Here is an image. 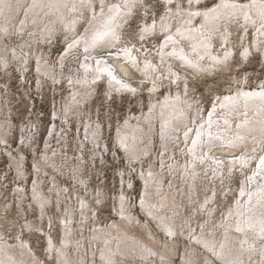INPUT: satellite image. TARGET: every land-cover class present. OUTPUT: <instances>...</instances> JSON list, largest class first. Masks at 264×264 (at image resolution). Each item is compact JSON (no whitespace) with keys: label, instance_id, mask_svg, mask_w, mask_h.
Listing matches in <instances>:
<instances>
[{"label":"bare ground","instance_id":"6f19581e","mask_svg":"<svg viewBox=\"0 0 264 264\" xmlns=\"http://www.w3.org/2000/svg\"><path fill=\"white\" fill-rule=\"evenodd\" d=\"M182 1L178 0L176 3L181 12L179 21L171 29H168V26L166 27L168 35L172 39L166 40L161 59L162 64L172 74L171 84L188 76L182 74L172 65L174 57L177 60L173 62L177 63L178 61L177 65L186 74L201 73L205 69L206 63L202 58H199L203 53H200L197 49L210 45L208 41H201V39L207 38L209 30L216 26L223 17L229 18L230 21L240 20V18H244L246 13L249 17L246 23L253 24L254 21L255 29H258L257 41L259 42L264 37V27H262L264 20L261 19L258 10L260 0H257V6L244 8L243 10L224 7V5L250 4L251 0H221L219 3L217 1L210 6L197 3L202 0H193L189 8L183 5ZM99 3L100 0H83V2L82 0H0V70L2 67L15 65L22 67V70H24L23 65L31 62L29 52L32 46L30 39L37 41L40 34L45 35L48 31L57 29L55 25L61 22L77 25L84 15L73 18L72 11L75 13L76 10L79 12L86 11L85 9L92 11L90 32L80 38H78L79 35L73 38V40H77V44L80 46L75 47L76 53L78 52V67L76 70L78 71L80 66L82 70L80 68V72L75 76L64 75V70H59V62H52L46 55V57H39L37 60L38 76L39 79L46 76L55 80L61 79L63 75L64 77H70L69 86L71 89L67 100H65L64 111H62V106L61 113L55 112L60 118L64 114L68 115L72 110L82 109L83 104L89 98L88 95H94L95 86L91 82L92 77L95 80H103L104 77H108L107 80L111 87L110 93L115 90H123L138 94L146 86V82L152 81L150 111L145 112L143 110L139 115H129L126 121L119 126L117 132V139L125 147L127 158L130 162L141 165V170H138V172L144 184V191L139 208L142 209L144 218L135 211V206L129 204L130 198L123 192L119 195V204L115 200L119 206L115 204V219L106 224L97 221L96 215H94L96 208L92 206L90 199L82 193H78V188H76L77 191L71 192L67 186L60 183L58 174L49 171L48 168L50 167L56 169L58 173H65L58 163V160L63 161V150H50L51 142L54 141L50 140L47 141L45 152L41 155L36 154L37 157L33 162L36 169V173H34L35 181L31 186V190L29 188L30 184L26 186L21 182L17 185L16 193L9 201L12 200L14 204H18L21 213L26 210L25 207L27 206L29 209H35L39 212L41 218H48L50 223L55 224V218H57L60 227V238L54 234V231L42 229L36 224L37 222L28 217L25 218L27 215V211H25V215H20L22 220L19 221L18 226L20 227L18 228L21 229L15 232V239L10 240V237L7 238L3 232H0V264H45L46 258L34 253L33 246H30L28 240H24L25 230L39 231L43 234L45 237L44 242L45 240L47 242L45 255L51 258L54 264H177L173 261L175 255L182 258L179 264H216L214 258H219V261L223 264H264V245L261 246V243H264V232L261 231V222L264 221V195L261 194L264 192V171H261L260 168L258 174L248 176L252 177L251 180L245 178L243 181L236 204L231 206L230 211L227 213V222L225 220L220 223V225L224 224L222 230L217 231L216 227L212 225L209 228L203 227L200 233L198 231L192 235L187 233L186 238H189L192 244L185 246L183 255H181V248H178L177 241L174 240L178 233L186 235L184 230L186 226H179L176 222V218L182 215L180 209L183 205V198L179 197L182 190V187H179L181 178L183 177L184 184L193 186L198 181L199 177L196 174L201 172L200 165L203 168L206 166L220 168L223 163L228 168L236 169V164L242 165L243 162V164L248 165L250 163L251 157L247 156L246 153H241L239 149H245L248 146L244 139L250 137V134H253L254 137L258 135L261 141L264 139V98L259 95L264 91L259 89L249 90L243 87L236 94L223 98L222 103L216 102L208 115V110L205 113L200 108L194 110V118L197 122L202 121V123L191 122V116L193 115H187V113L192 108L191 104H196L194 99L184 100L183 95L185 92L179 90L175 96L168 93V96L160 101L157 97L158 90L155 89L160 85L156 84L157 81L154 78L157 77L153 67L154 63L145 61L143 65L139 61L140 58L134 47L120 50L116 48L118 40L91 47L93 34L102 29L104 21L109 16L115 17L113 27L118 36L116 27H118L117 23L120 22V18L124 16V11L134 12L133 8L137 4L133 5L132 0H104V16L101 17L100 9L97 7ZM113 5H119V9L109 12V8ZM216 5H221V7L210 13L207 18L204 16H189V13L207 12L209 8H215ZM197 17L202 20L201 26H198V22H196ZM146 28L148 27L146 26ZM261 32L263 33L262 37H260ZM198 33H201L200 37L197 36ZM19 34L28 35V39L19 41V38H13V35L19 37ZM88 35H91V38ZM185 37L192 41L195 39L193 46L195 49L190 48L187 51L185 46L181 47L184 44ZM8 39L15 40L13 45L7 42ZM255 45L258 48L261 47L257 42ZM82 46L84 49H88L87 52L82 53ZM171 48L174 51L167 54ZM195 51L199 52V56ZM212 56L214 58L211 59L214 63L208 61V67L206 66L209 70L216 66V62L220 63L222 61L221 57H216L215 54ZM122 60L124 61L122 62ZM121 63L123 64L121 65ZM208 69L204 71L206 72ZM116 70H119L121 75ZM134 71L136 77L132 74ZM109 72L111 75H109ZM138 74L141 75V80ZM113 76L115 79H113ZM120 76H126V79H131V76H133L140 82H135V79H132L131 82H125ZM138 83L140 85H137ZM147 86V89H149L150 85ZM250 93H256L257 95H246ZM9 96L6 93L5 97L9 98ZM185 102H187V107ZM244 102L247 103L245 109H243ZM3 106V104H0V140L8 144V135L14 126L10 120H7L8 116H12L10 108L5 110ZM85 113L87 114V112ZM242 113H246L247 116L245 123L241 122L243 124H240L239 130L234 132L236 123L229 117L242 115ZM253 113H256V116L250 119L249 117ZM240 120H243V118L241 117ZM177 123H182L183 126L179 127L176 125ZM85 126L87 129L86 141L101 145L103 143L99 140V126L101 124H96L90 119ZM223 126L229 127L230 130L222 131ZM23 127L21 137L25 140L23 143H27L26 132L29 126L23 124ZM214 130L221 132H217L215 135ZM55 131L56 129L52 127L51 133ZM160 140L166 153L167 151L168 153H176L173 143L186 145L185 158L182 161H177V159L176 161L175 159L165 161L166 156L160 158L155 154L154 160H151L146 167L144 156L150 153L153 154V148ZM86 141H81L82 146L85 145ZM192 141H195V144L189 147ZM218 144L222 145L219 147L221 150L218 149L220 153H212L211 149ZM237 147L240 148L237 149ZM253 147L256 149L255 145ZM207 149L208 151H206ZM5 152L11 159L14 158L12 162L14 169L18 170L17 174L20 172L19 177L16 176V178L26 183L29 172L25 171L26 167L23 166L25 154L21 148L16 151L6 148ZM221 153H231L232 156L235 155L236 157L229 158L226 161L222 156H216ZM239 153H241L240 156H237ZM17 156L21 157L22 166L17 162L19 159L16 161ZM83 162L80 158L77 170L81 171ZM170 162L172 163L169 164ZM160 163H162L161 167ZM171 175L172 177L176 176V181H172L170 184L166 183L165 178ZM73 178L77 181V184H79V181L84 183L81 175ZM241 190L245 193L243 196L240 194ZM205 198L206 201L210 200L209 196ZM246 198L247 201L245 202ZM0 199V219L2 220L4 219L2 218L3 213L11 207V202L6 201L3 203L1 194ZM63 203L66 206H62ZM52 204L55 205L56 209H59L61 215L57 214L55 216L50 213L49 210L53 207ZM92 215L95 217L94 222L90 220ZM9 221H13V218ZM88 224L92 225L93 229L90 228L87 231ZM154 224L157 225L159 230L155 228ZM186 224H188V221H186ZM250 224L252 227H249ZM0 226L2 225L0 224ZM238 227L242 230L237 231ZM169 232L172 234L168 235Z\"/></svg>","mask_w":264,"mask_h":264},{"label":"rangeland","instance_id":"374dc122","mask_svg":"<svg viewBox=\"0 0 264 264\" xmlns=\"http://www.w3.org/2000/svg\"><path fill=\"white\" fill-rule=\"evenodd\" d=\"M177 1L178 0H171V3H169L166 0H143L141 3L140 0H137V4L133 8L134 12H127L125 10V13H123L124 16H122L120 22L117 23L118 27H116V30L119 39L116 48L121 50L127 49V47L130 49L134 47L138 53L136 54L140 58L139 61L143 65L145 61L154 63L153 67L157 73V77L154 78L155 81H157L156 84L160 85V87L155 88L158 90L157 97L159 100L162 101L163 98L168 96V93L175 96L179 90L183 91V93L185 92L183 95L184 100L188 101L194 99L196 102V104H191L192 108L187 115H193L191 116V122L193 121L194 123L201 124L202 121L197 122L194 118V110L200 108L204 113L208 110V115L216 102L219 104L222 103L223 98L236 94V92L243 87L249 90L259 89L264 91V37H262L263 33L261 32L260 37L262 38L258 42V29H255L256 26L254 23H246L244 18L230 21L229 18L223 17L216 26H213V28L209 30L208 37L201 39V41H208L210 43L209 46L199 47L197 49L200 53H203L204 56L201 55L200 57L199 52L195 51L199 58H202L206 63L203 62L205 64V69H208L209 62L214 63L213 59H211L214 58L212 56L214 54L216 57H221L222 61H220V63L216 62V66H213L212 70L208 69L205 72L204 69L201 73L192 71L193 73L186 74L177 65L178 61L177 63L173 62L177 60V58L175 59L174 57L175 60L173 59L172 65L182 74L188 76L183 80H177L178 82L171 84L172 74L167 70V67L165 68L162 64L161 59L165 49V42L167 37L170 36L168 35L166 27L168 26V29H171V27L173 28L181 17L180 7L176 4ZM217 1L219 3L221 0H202L197 3L210 6ZM182 4L189 8L188 0H183ZM85 10L86 11L83 12L77 10L76 13L73 11L71 12L73 18L84 15L77 25L74 26V24L69 23V25L68 23L61 22L55 25L57 29L48 31L46 34L44 33L45 35L40 34L37 41L30 39L32 46L29 52L31 62H27L23 65L24 70H22V67L20 68L16 65L9 67L5 66L2 67V71L0 70V104L4 105L3 109L5 108V110L10 108L12 118L8 116L7 120H10L14 126L13 128L11 126L12 131L8 135V144L0 140V194L3 196V203L6 201L11 202V207L3 213L4 215L2 218L4 219H0V224L2 225L0 226V232H3L5 237H10V240L15 239V232L21 229L18 228L20 227L18 224L19 221L22 220L20 215H25V211H27L25 218L28 217L37 222L36 224L42 229L54 231V234L60 238V227L57 218H55V224L53 222L50 223L48 218H41L39 212L35 209H29L27 206L25 207L26 210L21 213L18 207L19 205L14 204L12 200L9 201L10 198H13V194L16 193L19 183L22 182L21 184L26 186L30 184L29 188L31 190V186L35 181L34 173H36V169L33 162L37 157L36 154L38 153V155H41L44 153L47 141L50 140H54L51 142L50 150H63V161L58 160V163L65 173H58L56 169L50 167L48 168L50 169L49 171L53 174H58L60 183L67 186L71 192L79 190L78 193H82V195L90 199L92 206L96 208L94 215H96L97 221L99 220L101 224H106L112 219H115V204L116 201L117 204H119L118 198L123 192L129 196V204L135 206V211L144 218V214H142L141 211L142 209L139 208L144 191V184L138 172V170H141V165L130 162L127 158L125 147L119 143L117 139V132L119 126L126 121L129 115H139L143 110H145V112L150 111V96L152 95L150 89L152 90L153 88L152 81L149 82L147 80L146 86L149 84V89H147L148 86H145V89L142 88L141 92L138 94L123 90H115L110 93L111 87L107 80L108 77H104L103 80H95L92 77L91 82L95 86L93 93H95L94 95H88L89 98H87L88 100L83 104L82 109L72 110L68 115L62 112L64 114L62 118L55 113L56 111L61 113L62 106V111H64L65 100H67L70 94L69 90L71 87L69 83L71 80H69V76L64 77V75L75 76L80 72V68L82 70L81 66L78 71L76 70L78 67V52L76 53L75 47L79 45L77 44V40H73V38L76 35H79L78 38H80L90 32L89 28L92 23L93 13L91 10ZM196 22H198V26H201L202 20L200 17L196 18ZM146 26L150 30L148 32H143L142 30L146 28ZM200 34L201 33H198L197 36L200 37ZM19 35V37L18 35H13V38H19V41L28 39V35ZM91 35H88L89 38H91ZM141 35L143 39L140 38ZM184 39V44L181 47L185 46L187 51L190 48L195 49V47H193L195 39L193 41L188 37ZM7 42L13 45L15 40L8 39ZM256 42L261 46L260 48L256 47ZM69 45H72V47H69ZM81 48L83 49V53L85 49L83 46ZM39 49L41 50L39 51ZM173 51V48H171L167 54ZM46 55L52 62H59V70H64V75L61 79L55 80L46 76V78L42 76V78L39 79L37 60L39 57H46ZM60 60H62L63 63L60 62ZM123 61L124 60H122V62ZM212 63L211 65H213ZM122 64L123 63H121V65ZM116 71L121 75L119 70ZM132 74L136 77L135 71ZM133 76H131V79H126V76L120 77L123 78L125 82H131L132 79H135V82H140V74H138L140 80H136L137 78H133ZM67 80L68 82H66ZM137 85H140V83ZM6 93L10 95L9 98L5 97ZM186 104L187 102H185V106L187 107ZM246 106L247 103L244 102L243 109H245ZM85 112H87L88 118ZM232 116L229 118L236 123L235 132L239 130L240 124L245 123L247 116L246 113ZM253 116H256V113L251 114L249 118L251 119ZM241 117L243 120H240ZM90 119L96 122V124H101V126H99V140L101 143L103 142L101 145L86 141L87 129L85 125ZM22 123L29 126L26 132V137L28 139L27 143H23L25 140L21 137L22 129H24ZM176 125L179 127L183 126L182 123H177ZM52 127H54L57 132L51 133ZM221 130H230V128L223 126ZM214 131L215 135L217 132H221ZM82 140L86 141L84 146L81 144ZM244 140L248 143V148L239 149L240 147H237V149H239L241 153H246L247 156L251 157V161L248 165L243 164L242 166L236 164V169L228 168L223 163L220 168H211L208 166L203 168L202 165H200L201 172L200 174H196L199 178L193 186L184 184V179H182L183 177L181 178L179 187H182V190L180 191L179 197L183 198V205L180 209L182 215L176 218V222H178L179 226H186L184 228L186 235L182 233H178L177 236L173 235L175 236L174 240L178 243V248H181V255H183L185 246H190L192 244L189 238H186L187 233L190 235L196 231L200 233L203 227L209 228L212 227V225L216 227L217 231L223 229L222 227L224 224L220 225V223L225 220L227 222V213L230 211L231 206L236 204V199L239 197L243 181L245 178H248L249 175H253V173L258 174L259 156L264 155V142H262L264 139L261 141L258 135L254 137L253 134H250V137ZM180 145V143H173V148H175L176 153H168V151L166 153L163 150L164 147L160 140L157 142L156 146H154L153 154L150 153L144 156L145 166L149 164L151 160H154L155 154L160 156V158L166 156L165 161L173 159H175V161L176 159L177 161H182L185 158L184 151L186 145ZM192 145L193 141L190 143L189 147ZM254 145L256 149L253 147ZM220 146L222 145H215V147L211 149V152L220 153ZM6 148L12 149L13 151L21 148L22 152L25 154L23 166L26 167L25 171L29 172L27 177L28 181L26 183L16 178V176L19 177L20 172L17 174L18 170L14 169V165L12 164L14 158L11 159L5 152ZM206 151H208V149ZM241 153L237 156H240ZM216 156H222L226 161L229 160V158L236 157L235 155L232 156L231 153H221ZM201 157L200 154V158ZM80 158L84 161L81 171L76 169ZM18 159L19 161H17ZM16 161L20 163V165L22 164L20 156H17ZM171 163L172 162L169 164ZM161 166L162 163H160V167ZM80 175L84 183L79 181V184H77V181L73 177ZM175 177L171 175L165 178V182L170 184L172 181H176ZM76 188L78 189L76 190ZM206 196H209L210 200L206 201ZM246 201L247 198L245 199V202ZM51 206H53L50 208L51 210H49L51 214L55 216L60 214L59 209H56L55 205L52 204ZM62 206H66V204L63 203ZM94 215H92L90 219L93 222L95 221ZM11 218H13V221H9ZM149 218H151V216H149ZM186 221H188V224H186ZM154 226L158 229L156 224H154ZM90 228L93 229L92 225L88 224L87 231H89ZM23 238L29 241L30 246H33L34 253L46 258L45 264H54L53 260L45 255L47 242L46 240L44 242L45 237L43 234L39 231L32 232L25 230ZM261 244V246L264 245V243ZM152 258L157 259L155 257ZM173 261L179 264L182 258L175 255ZM214 261L216 264H223L219 261V258H214Z\"/></svg>","mask_w":264,"mask_h":264},{"label":"snow or ice","instance_id":"6c2138e0","mask_svg":"<svg viewBox=\"0 0 264 264\" xmlns=\"http://www.w3.org/2000/svg\"><path fill=\"white\" fill-rule=\"evenodd\" d=\"M83 2V0H82ZM140 2L142 3L143 0H140ZM169 3H171V0H168ZM191 2L192 0H188L189 6H191ZM133 5H135L137 3V0H132ZM90 6V5H89ZM257 6V0H251L250 4H232V5H227L225 4L224 7H231L233 9H240L243 10L244 8H250V7H254ZM97 7H99L100 9V15L101 17L104 16V9H105V3L104 0H100V3L97 5ZM221 7V5H216L215 8H209L207 12H194V13H189V16H204L205 18H207L209 16L210 13L215 12L217 9H219ZM119 9V5H113L111 8H109V12H112L113 10H118ZM258 10H259V15L261 16V19L264 20V0H260L259 5H258ZM245 21H247L249 19L248 15L245 13L244 16ZM115 20L114 16H109L108 19H106L103 23L102 29L97 30L93 36H92V40H91V47H96L97 45H102L104 43L110 42V41H116L119 39V37L116 35L115 29L113 27V22ZM253 23H255L253 21ZM154 27V25H153ZM262 27H264V24H262ZM150 29L148 28H144L142 31L143 32H148ZM141 39H143V36L141 35L140 37ZM168 40H171L172 37L169 36L167 37ZM69 47H72V45H69ZM87 48H85V51L87 52ZM130 51V50H127ZM127 54V53H126ZM109 75H111V73L109 72ZM113 79H115V77L113 76ZM134 91V89H133ZM246 95H257L256 93H250V94H246ZM262 98H264V93H260L259 94ZM187 135V134H186ZM193 144H195V141H193ZM242 166H243V162H242ZM258 167L260 168L261 171H264V155L259 156V165ZM253 175L255 176L256 173H253ZM247 179L251 180L252 177H248ZM242 196L245 194L243 190H241L240 193ZM262 195H264V192L261 193ZM250 196V194H249ZM262 226H261V231L264 232V221L261 222ZM249 227H252V225L250 224ZM242 229H240L239 227L237 228V231H241ZM172 233L169 232V235H171Z\"/></svg>","mask_w":264,"mask_h":264}]
</instances>
